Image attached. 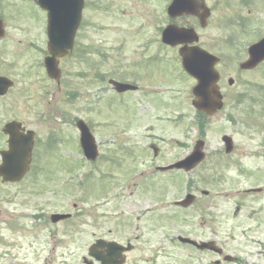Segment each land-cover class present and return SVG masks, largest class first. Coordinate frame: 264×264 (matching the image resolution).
Instances as JSON below:
<instances>
[{
	"label": "rangeland",
	"instance_id": "1",
	"mask_svg": "<svg viewBox=\"0 0 264 264\" xmlns=\"http://www.w3.org/2000/svg\"><path fill=\"white\" fill-rule=\"evenodd\" d=\"M16 1L0 0L9 34L0 43V74L18 79L0 101V125L18 119L40 129L35 166L45 175L0 182V264H84L96 238L131 242L127 264H215L217 255L178 241L189 235L238 258L225 264H264V195L245 192L264 188V63L239 69L248 47L264 36V0H207L213 16L198 29L200 45L223 59L225 95L223 110L211 118L192 107L195 81L184 73L178 48L161 42L166 0H86L59 86L44 67L45 15ZM109 79L142 88L118 95ZM79 119L99 144L95 163L80 147ZM225 135L234 142L230 155ZM201 139L206 157L194 171H157ZM187 194L197 196L195 206L207 204L200 223L174 207ZM54 213L73 218L52 225Z\"/></svg>",
	"mask_w": 264,
	"mask_h": 264
},
{
	"label": "water",
	"instance_id": "2",
	"mask_svg": "<svg viewBox=\"0 0 264 264\" xmlns=\"http://www.w3.org/2000/svg\"><path fill=\"white\" fill-rule=\"evenodd\" d=\"M42 9L48 12V35H49V53L50 57L46 60L49 76L57 81L60 80V71L58 69L59 61L68 58L72 54L74 39L79 28L84 0H34ZM198 6L194 0H174L173 5L169 8V14L172 17H178L183 14H195ZM209 12L206 11L202 16V25H206V19ZM198 38L193 30L179 29L169 27L163 33V42L170 46H177L185 43H193ZM185 70L198 81L193 90L195 100L194 107L200 112L213 115L223 107V96L220 92L218 82L219 73L215 66L219 59L206 51L197 47H184L180 50ZM249 60L241 65L244 70H250L257 67L264 61V40L253 45L249 49ZM234 83L230 80V85ZM11 83L5 79H0V95L6 93ZM82 133V145L89 159L95 160L97 150L92 134L83 121L78 123ZM10 142L11 151L3 155V164L0 166V177L4 182L20 181L29 170L30 164V140L23 141L16 136H12ZM227 146V153L233 150L232 139L225 136L223 138ZM204 143L199 142L196 145L194 153L186 160L171 166L169 169H184L187 172L195 168L205 158L203 153ZM194 201V197L188 196L186 201L181 205L188 207ZM67 215H56L53 217L54 222L66 219ZM98 247H105L102 243L94 246L90 251V256L101 261V264H123L121 258L122 249L116 245H108L107 255L97 251ZM202 249L211 248L209 244H203Z\"/></svg>",
	"mask_w": 264,
	"mask_h": 264
},
{
	"label": "flooded vegetation",
	"instance_id": "3",
	"mask_svg": "<svg viewBox=\"0 0 264 264\" xmlns=\"http://www.w3.org/2000/svg\"><path fill=\"white\" fill-rule=\"evenodd\" d=\"M18 1L25 2V1H22V0H18ZM194 1H195V3L198 6V8L195 9V14L194 15H182L181 17H178V18H175V19H171L166 14L168 23L164 26V28L169 26V25H175V26L182 27V28H192V29H195L196 31H198V29H200V30L203 29L202 26H201L202 22H201L200 16H204L205 15V13L207 11V9L205 7H207L209 9V11H210V17L207 20V25H208L210 18L213 16V9L211 8L210 5H208L209 3H208L207 0H194ZM249 2H250V0H245V3L248 4ZM183 20H184V23H183ZM186 20H190V21H186ZM185 21L188 22V23H185ZM8 36H9V34H8L7 29L5 28V24H4V27L0 28V43L4 42L8 38ZM1 51L2 50L0 48V54H1ZM0 75H4V74H0ZM62 76H63V70H62ZM15 79L16 78H12V80L15 81V85H16V82L18 81V79H16L17 81ZM111 80L112 79H109V83H110ZM15 85H14V87H15ZM12 90L13 89H11L10 91H12ZM140 91H141V87L139 88V90L136 93H139ZM126 93H128V92H126ZM0 101H1V99H0ZM16 121H18V123H19V124L18 123L16 124L18 126L15 129V131L17 132L18 135L27 136V135H29V133L34 132V134H35L34 135V141H35V147H36V145L38 144V142L42 138L40 129H38V127H34L31 123L29 124V123H27L25 121H21V120H16ZM5 125L3 126V128H2V126H0V132H1L0 136H2L6 141H8L9 137L3 132V129H4ZM35 147H34V150H35ZM35 156H36V152L33 151V159H34ZM42 176L43 175L41 174L40 178ZM195 204H196V202H195ZM195 204H194L193 207H191L189 209H182L181 208L179 210L182 211V212L189 213L190 216L193 217L194 220H196L197 223H200V222H202V219L205 217V214H207V204L203 203V202H200V204H202V207H197V206H195ZM190 226H194V225H190ZM108 235L111 237L113 235V232L110 231L108 233ZM96 241H97V239H96ZM190 247L197 254H206L207 253V252H200L197 248H195L193 246H190ZM223 250H225V249H223ZM259 255L264 256V254L262 252H260ZM225 257H226V255L224 253L222 256L218 257V260L215 261V264H225V262H224ZM234 261L237 262L238 258H234Z\"/></svg>",
	"mask_w": 264,
	"mask_h": 264
}]
</instances>
